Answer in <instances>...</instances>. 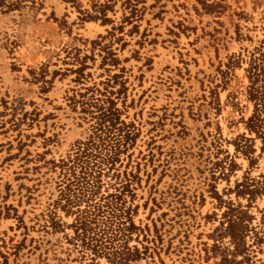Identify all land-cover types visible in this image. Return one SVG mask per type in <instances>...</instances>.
<instances>
[{
  "label": "rangeland",
  "instance_id": "374dc122",
  "mask_svg": "<svg viewBox=\"0 0 264 264\" xmlns=\"http://www.w3.org/2000/svg\"><path fill=\"white\" fill-rule=\"evenodd\" d=\"M122 1L0 4V264H264V0Z\"/></svg>",
  "mask_w": 264,
  "mask_h": 264
},
{
  "label": "trees",
  "instance_id": "16d2710c",
  "mask_svg": "<svg viewBox=\"0 0 264 264\" xmlns=\"http://www.w3.org/2000/svg\"><path fill=\"white\" fill-rule=\"evenodd\" d=\"M24 1H30L31 3L33 2V0H14V2L7 4L6 8L7 10H12L13 8L18 7L20 3ZM117 1L118 0H104L103 2H100L99 0H91L93 15L86 13V19H99L103 24H110L111 20L106 18L105 12L107 10L113 11V8L116 5ZM139 3V0H123L121 2V7L124 10H128L129 12V16L124 17V20L126 22L130 21L132 18L140 17L142 11H139L137 9V5ZM0 4H4V0H1ZM203 5L206 8H209L213 4ZM245 73L248 79V86L246 88V98L250 103H252L253 110L252 114L244 122V125L247 132L250 135L253 134L254 139L260 141V149L264 150V46L256 48L250 54ZM68 192L70 194V189L68 190ZM111 212H114V210H111ZM99 213L102 212L98 210V213L95 216H98ZM86 227L87 226H85V223L81 221L79 229L82 231V239L85 237L84 235L87 232Z\"/></svg>",
  "mask_w": 264,
  "mask_h": 264
}]
</instances>
